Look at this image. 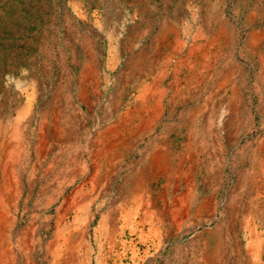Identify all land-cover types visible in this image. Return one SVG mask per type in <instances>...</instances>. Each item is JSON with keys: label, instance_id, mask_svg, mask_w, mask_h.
I'll list each match as a JSON object with an SVG mask.
<instances>
[{"label": "rangeland", "instance_id": "1", "mask_svg": "<svg viewBox=\"0 0 264 264\" xmlns=\"http://www.w3.org/2000/svg\"><path fill=\"white\" fill-rule=\"evenodd\" d=\"M120 121L126 129L114 130ZM0 130L16 263H26L17 248L27 239L34 264H55L66 245H57L55 210L80 189L91 197L95 235L157 152L167 153L172 172L158 171L150 184L164 231L159 259L148 264H205L217 243L212 264H264V0H0ZM89 164L97 178L84 186ZM63 170L76 178L60 191L55 177ZM150 233L146 223L152 248ZM100 241L117 258L108 236Z\"/></svg>", "mask_w": 264, "mask_h": 264}, {"label": "bare ground", "instance_id": "2", "mask_svg": "<svg viewBox=\"0 0 264 264\" xmlns=\"http://www.w3.org/2000/svg\"><path fill=\"white\" fill-rule=\"evenodd\" d=\"M171 32V31H170ZM173 32V31H172ZM215 36V35H214ZM217 36V34H216ZM163 39V38H162ZM160 40V39H159ZM213 41V40H212ZM199 42V41H198ZM218 42V41H217ZM160 44V43H159ZM180 44V43H179ZM202 44V43H201ZM219 45V44H218ZM197 46V45H196ZM203 46V45H202ZM200 47V45H199ZM205 47V45H204ZM182 48V47H181ZM194 49V48H193ZM197 49V48H196ZM195 49V50H196ZM207 49V48H206ZM204 50V49H203ZM217 50V49H216ZM181 51V50H180ZM193 51V50H192ZM205 51V50H204ZM214 51V50H213ZM195 52V51H194ZM191 53V52H190ZM205 53V52H204ZM219 53V52H218ZM221 55V54H220ZM207 56V55H206ZM212 56V55H211ZM216 56V55H215ZM204 57V56H203ZM202 59V58H201ZM218 59V58H217ZM204 60V59H203ZM141 62V61H140ZM211 62V61H210ZM216 62V61H214ZM190 64V63H189ZM210 64V63H209ZM213 64V63H212ZM211 64V65H212ZM138 65V64H137ZM216 65V64H215ZM186 66V65H185ZM199 66V65H198ZM215 67V66H214ZM195 68V67H194ZM205 69V68H204ZM181 70V69H179ZM178 71V70H177ZM194 71V70H193ZM199 71V70H198ZM216 72V71H214ZM194 73V72H193ZM199 73V72H198ZM178 75V74H177ZM188 75V74H187ZM181 76V75H179ZM191 78V77H190ZM189 78V79H190ZM199 78V77H197ZM178 79V78H177ZM176 79V80H177ZM187 80V79H186ZM199 80V79H198ZM204 80V79H203ZM201 80V81H203ZM181 81V80H180ZM222 81V80H221ZM175 83V82H174ZM190 83V82H189ZM193 83V82H192ZM195 83V82H194ZM178 84V83H177ZM188 84V83H187ZM202 84V83H201ZM224 85V83H223ZM156 86V85H155ZM177 86V85H176ZM159 87V86H158ZM183 87V86H182ZM193 87V86H192ZM157 88V87H156ZM176 88V87H175ZM190 88V87H189ZM202 88V87H201ZM217 88V87H216ZM215 88V89H216ZM221 88V87H220ZM177 89V88H176ZM186 89V88H185ZM195 89V88H194ZM198 89V88H197ZM234 89V88H233ZM157 90V89H156ZM220 90V89H219ZM222 90V89H221ZM164 92V91H163ZM188 93V92H187ZM189 95V94H188ZM196 95V94H195ZM191 96V95H190ZM194 96V95H193ZM145 98V96H143ZM182 97V96H181ZM228 97V96H227ZM138 98V97H137ZM141 98V96H140ZM139 98V99H140ZM231 98V97H229ZM145 100V99H144ZM149 100V99H148ZM147 101V100H146ZM150 102V101H149ZM154 102V101H153ZM184 102V101H183ZM132 103V102H131ZM152 103V102H151ZM162 103V102H161ZM160 103V104H161ZM118 104V103H117ZM145 104V103H144ZM157 104V103H156ZM159 104V105H160ZM141 105V104H140ZM149 105V104H148ZM114 106V105H113ZM135 106V105H134ZM155 107V106H154ZM159 107L157 106V109ZM162 109V108H161ZM115 110V108H114ZM124 111V110H123ZM138 111V110H135ZM150 111V110H149ZM185 111V110H184ZM192 111V110H191ZM200 111V110H199ZM198 111V112H199ZM189 112V111H188ZM129 113H132L129 111ZM164 113V112H163ZM190 113V112H189ZM126 114V113H125ZM140 114V113H139ZM185 114V113H183ZM188 114V113H187ZM136 115V114H135ZM192 115V114H191ZM190 115V116H191ZM229 115V114H228ZM121 116V115H119ZM137 116V115H136ZM141 116V115H140ZM161 116V115H160ZM187 116V115H186ZM110 117V116H109ZM127 118L129 116H126ZM138 117V116H137ZM143 117V116H142ZM141 117V118H142ZM188 117V116H187ZM197 117V116H196ZM26 118V117H25ZM107 118V117H105ZM115 118V117H114ZM161 118V117H160ZM159 118V119H160ZM177 118V117H176ZM209 118V117H208ZM57 119V118H56ZM122 119V118H121ZM157 119V118H156ZM172 119V118H171ZM185 119V118H184ZM188 119V118H187ZM129 120V119H128ZM167 120V119H166ZM181 120V119H180ZM111 121V120H110ZM169 121V120H168ZM194 121V120H193ZM199 121V120H198ZM201 121V120H200ZM213 121V120H212ZM227 121V120H226ZM113 122V121H112ZM145 122V121H144ZM53 123V121H52ZM104 123V122H103ZM131 123V122H130ZM185 123V122H184ZM202 123V122H201ZM213 123V122H212ZM220 123V122H219ZM106 124V123H104ZM134 124V123H133ZM172 124V123H171ZM200 124V123H199ZM218 124V123H217ZM54 125V124H53ZM113 125V124H112ZM116 125V124H115ZM126 121H120V123L114 127L115 130H123L125 128ZM151 125V124H150ZM169 125V124H168ZM196 125V123H195ZM213 125V124H212ZM219 125V124H218ZM228 125V123H227ZM132 125H130L131 127ZM144 126V125H143ZM192 126V125H191ZM199 126V125H197ZM206 126V125H204ZM203 126V128H204ZM211 126V125H210ZM22 127V126H21ZM106 127V126H105ZM108 127V126H107ZM140 127V126H139ZM166 127V126H164ZM136 128V127H135ZM138 128V127H137ZM171 128V127H170ZM174 128V127H173ZM208 128V127H207ZM219 128V127H218ZM51 129V128H50ZM126 129V128H125ZM128 129V128H127ZM152 129V128H151ZM195 129V128H194ZM63 130V129H62ZM61 130V131H62ZM141 130V129H140ZM183 130V129H182ZM225 130V129H224ZM1 131V130H0ZM51 131V130H50ZM65 131V129H64ZM171 131V130H170ZM193 131V130H192ZM204 131V130H203ZM211 131V130H210ZM209 131V132H210ZM218 131V130H217ZM221 131V130H220ZM122 132V131H121ZM144 132V131H143ZM151 132V131H150ZM189 132V130H188ZM196 132V131H195ZM65 133V132H64ZM99 133V132H98ZM133 133V132H132ZM180 133V132H179ZM192 133V132H191ZM203 133V132H202ZM213 133V131H212ZM107 134V133H106ZM149 134V133H148ZM185 134V133H184ZM205 134V133H204ZM54 135V134H52ZM56 135V134H55ZM116 135V134H115ZM137 135V134H136ZM139 135V134H138ZM189 135V134H188ZM197 135V134H196ZM214 135V134H213ZM140 136V135H139ZM160 136V135H159ZM164 136V135H163ZM198 136V135H197ZM206 136V134L204 135ZM66 137V136H65ZM76 137V136H75ZM103 137V136H102ZM121 137V136H120ZM133 137V136H132ZM54 138V137H53ZM104 138V137H103ZM134 138V137H133ZM138 138V137H137ZM165 138V137H164ZM202 138V137H201ZM213 138V137H212ZM211 138V139H212ZM161 139V136H160ZM1 140V139H0ZM43 140V139H42ZM55 140V139H53ZM108 140V139H107ZM126 140V139H125ZM191 140V139H190ZM206 140V139H205ZM214 140V139H213ZM109 141V140H108ZM117 141V140H116ZM121 141V140H120ZM222 141V140H221ZM102 142V141H101ZM100 142V143H101ZM106 142V141H104ZM103 142V144H104ZM118 142V141H117ZM202 142V141H201ZM216 142V141H215ZM43 143V142H42ZM92 143V142H91ZM90 143V144H91ZM99 143V142H98ZM124 143V142H123ZM225 143V142H224ZM44 144V143H43ZM187 144V143H186ZM185 144V145H186ZM195 144V142H194ZM204 144V143H203ZM38 145V144H37ZM101 145V144H100ZM156 145V144H155ZM169 145V143H168ZM181 145V144H180ZM27 146V144H26ZM30 146V145H29ZM87 146V145H86ZM85 146V147H86ZM91 146V145H90ZM119 146V145H118ZM124 146V144H123ZM207 146V145H206ZM8 147V146H7ZM16 146H14L15 148ZM28 147V146H27ZM41 147V146H40ZM56 147V146H55ZM60 147V146H59ZM108 147V145H107ZM122 147V145H121ZM158 147V146H157ZM208 147V146H207ZM206 147V148H207ZM214 147V146H213ZM3 148V147H2ZM21 148V147H20ZM43 148V147H42ZM80 148V147H79ZM89 148V147H88ZM99 148V147H98ZM118 148V147H116ZM186 148V147H185ZM204 148V149H206ZM222 148V147H221ZM22 149V148H21ZM66 149V148H65ZM97 149V148H96ZM124 149V148H123ZM154 149V148H153ZM164 149V148H163ZM203 149V148H202ZM214 149V148H213ZM46 150V149H45ZM83 149H80L82 151ZM127 150V149H126ZM31 151V150H30ZM37 150H34V152ZM44 151V150H43ZM76 151V150H75ZM84 151V150H83ZM95 151V150H94ZM109 150H105V154ZM114 151V150H113ZM27 152V151H25ZM153 152V151H152ZM167 152V151H166ZM2 149L0 148V156H2ZM154 153V152H153ZM157 153V152H156ZM155 153V154H156ZM35 154V153H34ZM57 154V153H56ZM68 154V153H67ZM71 154V153H70ZM81 154V153H80ZM79 154V155H80ZM91 154V153H90ZM152 154V153H151ZM153 155V158L148 162L146 166L143 168H138L137 173L135 175L134 181H133V191L132 196L129 199L123 198L122 201L120 200L118 214L112 218V215H109V217H104L99 226L95 228L93 231L95 235V239L91 237V231L92 227L95 226L96 223V214L92 210L90 203H91V197L87 195L81 194L83 190H79V192L76 194L77 196H74L71 198L65 197L63 198V202L61 203L60 207L55 210L57 212V245H60L61 241H64L66 245H63L59 247L58 250H56V260L55 264H116L114 260V256H110V252H105L103 248V245H101V238L105 235L108 236V245L113 255L116 254L115 259H118L123 264V259L128 261V264H148V262H153L155 260H158V255L160 254L162 250L161 246V225H162V216L159 214V212L156 210L154 202H153V193L150 190V184L152 180L154 179L156 173L160 170L165 171L166 173H171V167L168 163L169 156L167 153L163 154H157ZM223 154V153H222ZM38 155V154H37ZM43 155V154H42ZM78 155V154H77ZM82 155V154H81ZM85 155V154H84ZM108 155V154H107ZM118 155V154H117ZM186 155V154H185ZM188 155V154H187ZM186 155V156H187ZM29 156V155H28ZM44 156V155H43ZM52 156V155H51ZM57 156V155H56ZM62 156V155H61ZM72 156V155H70ZM75 156V155H74ZM101 156V153L97 152L92 156V161L96 160ZM124 156V155H123ZM150 157V155H148ZM173 157V155H171ZM211 156V155H209ZM220 156V155H219ZM34 157V156H33ZM49 157V156H48ZM110 157V155H109ZM145 157V156H143ZM142 157V158H143ZM175 157V156H174ZM179 157V156H178ZM188 157V156H187ZM204 157V156H203ZM216 157V156H215ZM218 157V156H217ZM44 158V157H43ZM63 158V157H62ZM119 158V157H118ZM182 158V157H181ZM219 158V157H218ZM222 158V157H221ZM1 159V158H0ZM34 159V158H33ZM71 159V158H70ZM193 159V158H192ZM206 159V158H205ZM208 159V158H207ZM215 159V158H214ZM3 160V159H1ZM41 160V159H40ZM48 160V159H47ZM80 160V159H79ZM87 160V158H86ZM115 160V159H114ZM117 160V159H116ZM119 160V159H118ZM144 160V159H143ZM142 160V161H143ZM198 160V159H197ZM211 160V159H210ZM220 160V159H219ZM218 160V161H219ZM223 160V159H221ZM13 161V160H11ZM54 161V160H52ZM91 161V160H90ZM225 161V160H224ZM24 162V161H23ZM26 162V161H25ZM58 162V161H57ZM73 162V161H72ZM76 162V161H75ZM113 162V161H112ZM115 162V161H114ZM215 162V161H214ZM7 163V162H6ZM40 163V162H39ZM220 163V161H219ZM25 164V163H24ZM31 164V163H30ZM47 164V163H46ZM66 165L68 163H65ZM76 164V163H75ZM189 164V162H188ZM212 164V163H211ZM53 165V164H52ZM87 165V163H86ZM94 164H89V167H86L84 170V174L86 173V179L83 181L82 185H86L88 181L90 182L93 179L97 178V170L94 166ZM193 165V164H192ZM222 165V164H221ZM28 166V165H27ZM71 166V165H70ZM138 166V165H137ZM258 166V165H257ZM8 167V166H7ZM48 167V166H47ZM46 167V168H47ZM58 167V166H56ZM109 167V166H108ZM204 167V165H203ZM26 168V167H25ZM30 168V167H29ZM54 168V167H53ZM63 167H61L62 169ZM74 168V166H73ZM15 169V168H14ZM77 169V168H76ZM137 169V168H136ZM211 169V168H210ZM9 170V169H7ZM5 168L4 170L1 168L0 163V174L2 171H7ZM35 170V169H34ZM38 170V169H36ZM79 170V169H78ZM193 170V169H192ZM202 170V169H201ZM224 170V169H223ZM199 171V170H198ZM208 171V170H207ZM8 172V171H7ZM17 172V171H16ZM26 172V169H25ZM39 172V171H38ZM47 172V171H46ZM201 172V171H200ZM204 172V171H203ZM210 172V171H209ZM212 172V171H211ZM45 173V172H44ZM61 173V174H60ZM58 175L55 177V183L58 189L60 191H63V189L66 187L67 184L74 183L75 176L73 174L66 175L64 173V170L61 171ZM77 173V172H76ZM123 173V172H122ZM7 174V173H6ZM49 174V173H48ZM164 174V172H163ZM212 174V173H211ZM219 174V173H218ZM260 174V173H259ZM3 175V174H2ZM31 175V174H30ZM40 175V174H39ZM78 175V174H77ZM167 175V174H166ZM244 175V174H243ZM14 176V175H13ZM25 176V175H24ZM33 176V175H32ZM84 176V175H83ZM247 176V175H246ZM7 177V175H6ZM44 177V176H43ZM110 177V176H109ZM223 177V176H222ZM13 178V177H12ZM15 178V176H14ZM41 178V177H40ZM205 178V177H204ZM248 178V177H247ZM250 178V177H249ZM20 179V178H19ZM24 179V178H23ZM127 179V178H126ZM178 179V178H177ZM222 179V178H221ZM245 179V178H244ZM21 180V179H20ZM52 180V179H51ZM54 180V179H53ZM114 180V179H113ZM124 180V179H123ZM211 180V179H210ZM220 180V179H219ZM12 181V180H11ZM15 181V180H14ZM112 181V180H111ZM155 181V180H154ZM245 181V180H244ZM6 182V181H5ZM9 182V181H8ZM18 182V181H17ZM15 182V183H17ZM40 182V181H39ZM126 182V181H125ZM156 182V181H155ZM192 182V181H191ZM194 182V180H193ZM217 182V181H216ZM243 182V181H242ZM38 183V182H37ZM41 183V182H40ZM54 183V184H55ZM101 183V182H100ZM103 183V182H102ZM161 183V182H160ZM246 183V182H245ZM49 184V183H48ZM99 184V183H98ZM168 184V183H167ZM180 184V183H179ZM188 184V183H187ZM239 184V183H238ZM249 184V183H248ZM5 185V184H4ZM111 185V184H110ZM128 185V184H127ZM186 185V184H185ZM194 185V184H193ZM2 186V185H1ZM22 186V185H21ZM26 186V185H25ZM87 186V185H86ZM107 186V185H106ZM180 186V185H179ZM223 186V185H221ZM240 186V185H239ZM244 186V185H243ZM247 186V185H246ZM43 187V186H41ZM80 187V186H79ZM101 187V186H100ZM111 187V186H110ZM169 187V186H168ZM183 187V186H182ZM50 188V187H49ZM53 188V187H52ZM69 188V187H68ZM81 188V187H80ZM156 188V187H155ZM170 188V187H169ZM244 188V187H243ZM77 189V188H76ZM107 189V188H106ZM166 189V188H165ZM164 189V190H165ZM184 189V188H183ZM194 189V188H193ZM14 190V189H13ZM18 192V187H16L15 191ZM102 190V188H101ZM153 190V189H152ZM188 190V189H186ZM208 190V189H207ZM13 191V192H15ZM39 191V190H38ZM77 191V190H76ZM194 191V190H193ZM21 192V191H20ZM104 192V191H103ZM106 192V191H105ZM171 192V191H170ZM187 192V191H186ZM218 192V191H217ZM43 193V192H42ZM50 193V192H49ZM102 193V192H101ZM110 193V192H109ZM175 193V192H174ZM182 193V192H181ZM191 193V192H190ZM205 193V192H204ZM222 193V191H221ZM20 194V193H19ZM59 194V193H58ZM62 194V192H60ZM66 194V193H65ZM99 194V193H98ZM107 194V193H106ZM119 194V193H118ZM18 195V194H17ZM32 195V194H31ZM29 195V196H31ZM43 195V194H42ZM50 195V194H48ZM63 195V194H62ZM71 195V194H70ZM96 195V194H95ZM176 195V194H175ZM185 195V194H183ZM195 195V194H194ZM112 196V195H111ZM174 196V195H173ZM178 196V195H177ZM234 196V195H233ZM10 197V196H9ZM12 197V196H11ZM20 197V196H19ZM99 197V196H98ZM123 197V196H122ZM169 197V196H168ZM172 197V196H171ZM181 197V196H180ZM207 197V196H206ZM46 198V197H45ZM166 198V197H165ZM170 198V197H169ZM190 198V197H189ZM200 198V197H199ZM216 198V197H214ZM94 199V196H93ZM103 199V198H102ZM173 199V198H172ZM179 199V198H178ZM203 199V198H202ZM13 200V199H12ZM18 200V199H17ZM49 200V199H48ZM108 200V198H107ZM106 200V202H107ZM117 200V199H116ZM168 200V199H167ZM189 200V199H188ZM193 200V199H191ZM198 200V199H197ZM204 200V199H203ZM206 200V199H205ZM236 200V199H235ZM54 201V200H53ZM101 201V200H100ZM104 201V199H103ZM157 201V200H156ZM212 201V200H211ZM223 201V200H222ZM239 201V200H238ZM11 202V201H10ZM24 202V201H23ZM118 202V201H117ZM191 202V201H190ZM209 202V201H208ZM215 202V201H214ZM237 202V201H236ZM240 202V201H239ZM114 203V201H113ZM157 203V202H156ZM174 203V202H173ZM238 203V202H237ZM25 204V203H24ZM57 204V203H56ZM170 204V203H169ZM175 204V203H174ZM194 204V203H193ZM213 204V202H212ZM226 204V203H225ZM234 204V203H233ZM239 204V203H238ZM20 205V204H19ZM48 205V204H47ZM99 205V204H98ZM108 205V204H107ZM171 205V204H170ZM196 205V204H195ZM223 205V204H222ZM7 206V198L5 195L4 189L0 187V264H34L32 259L29 256V249H28V242L26 243L27 239L24 240L22 243L18 244L19 254L26 259V263H16V256L17 254L14 253L12 242H11V236H12V230L14 226V219L12 217H9L8 212L6 210ZM50 206V205H49ZM59 206V205H58ZM94 206V205H93ZM20 207V206H19ZM44 207V206H43ZM188 207V206H187ZM202 207L207 209L209 212L212 209V216H214V209L212 208L211 204L203 202ZM207 207V208H206ZM211 207V208H210ZM218 207V206H217ZM235 207V206H234ZM46 208V207H45ZM57 208V207H56ZM55 208V209H56ZM99 208V207H98ZM104 208V207H103ZM179 208V207H178ZM190 208V206H189ZM216 208V207H215ZM111 209V208H110ZM236 209V208H235ZM34 210V209H33ZM100 210V209H99ZM194 210V209H193ZM217 210V209H216ZM228 210V209H227ZM239 210V209H238ZM14 211V210H13ZM38 211V210H37ZM102 211V210H101ZM224 211V210H223ZM222 211V212H223ZM25 212V211H24ZM27 212V211H26ZM172 212V211H171ZM211 212V211H210ZM12 213V212H11ZM15 213V212H14ZM44 213V212H43ZM52 213V212H51ZM110 213V212H109ZM207 213V212H206ZM23 214V213H22ZM167 214V213H166ZM176 214V213H175ZM182 214V213H181ZM219 214V213H218ZM222 214V213H221ZM19 215V214H18ZM42 215V214H41ZM108 215V214H107ZM22 216V215H21ZM28 216V215H27ZM71 216L69 219L68 217ZM99 216V215H98ZM174 216V215H172ZM184 216V215H183ZM188 216V215H187ZM252 216V215H251ZM23 217V216H22ZM29 217V216H28ZM100 217V216H99ZM185 217V216H184ZM46 218V217H45ZM198 218V217H197ZM213 218V217H212ZM18 219V218H17ZM113 219V221H111ZM166 219V218H165ZM164 219V220H165ZM190 219V218H189ZM219 219V218H218ZM224 219V217H223ZM16 220V219H15ZM26 220V219H25ZM28 220V219H27ZM33 220V218H32ZM201 223H208L211 220L208 219V216L205 214L200 219ZM41 221V218H40ZM99 221V220H98ZM117 221V222H115ZM173 221V220H172ZM189 221V220H188ZM17 222V221H16ZM187 222V221H186ZM218 222V221H217ZM230 222V221H229ZM248 222V221H247ZM252 222V221H251ZM146 223L151 224V233L150 237L152 236L155 240H157V244H154L152 248L146 243V235H145V225ZM199 223V222H198ZM97 224V223H96ZM166 224V223H165ZM190 224V223H189ZM233 224V223H231ZM245 224V223H244ZM243 224V225H244ZM45 225V224H44ZM224 225V223H223ZM250 225V224H249ZM252 225V223H251ZM35 226V225H34ZM183 226V225H182ZM189 226V225H188ZM26 227V226H25ZM47 227V226H46ZM50 227V225H49ZM190 227V226H189ZM192 227V226H191ZM234 227V225H233ZM238 227V226H237ZM22 228V227H21ZM29 228V227H28ZM32 228V227H31ZM163 228V227H162ZM168 228V227H167ZM229 228V227H228ZM242 228V227H241ZM238 229V228H237ZM254 229V228H253ZM53 230V228H52ZM188 230V229H187ZM249 230V229H247ZM28 231V230H27ZM39 231V230H38ZM229 231V230H228ZM227 232V231H226ZM235 232V231H234ZM34 233V232H33ZM53 233V232H52ZM93 233V234H94ZM258 233V232H257ZM264 233V232H262ZM17 234V231H16ZM26 234V233H25ZM54 234V233H53ZM225 234V233H224ZM15 235V234H14ZM30 235V233H29ZM41 235V234H40ZM50 235V234H49ZM164 235V234H163ZM200 235V234H199ZM148 236V237H149ZM214 237L215 240L219 234L211 235ZM252 236V235H251ZM171 237V236H169ZM19 238V237H17ZM21 238V237H20ZM37 238V236H36ZM39 238V237H38ZM43 238V237H42ZM185 238V237H184ZM32 239V238H31ZM149 239V238H148ZM195 239V238H194ZM237 239V238H236ZM154 240V241H155ZM172 240V239H170ZM190 240V239H189ZM201 240V239H200ZM261 240V239H260ZM41 241V240H40ZM228 241V240H227ZM264 241V240H263ZM56 242V241H55ZM54 242V243H55ZM153 242V241H152ZM156 242V241H155ZM167 242V241H166ZM262 242V241H261ZM53 243V244H54ZM63 243V242H62ZM231 243V242H230ZM250 243V242H249ZM14 244V242H13ZM37 244V243H36ZM167 244V243H166ZM177 244V243H176ZM191 244V243H190ZM226 244V243H225ZM260 241H254L252 245L256 247L255 257L254 260H258L259 254H260ZM263 244V243H262ZM52 245V243H51ZM56 245V244H55ZM58 245V246H59ZM152 245V244H151ZM178 245V244H177ZM176 245V246H177ZM182 245V244H181ZM193 245V244H192ZM218 243L216 246V249L211 248L206 254L203 255L202 259L205 264H212V258L217 251H219ZM173 246V245H172ZM190 246V245H188ZM195 246V245H194ZM234 246V245H233ZM96 247L99 249V253H96ZM205 247V246H204ZM228 247V246H227ZM237 247V246H236ZM264 247V246H263ZM16 248V246H15ZM14 248V249H15ZM39 248V247H38ZM50 248V247H49ZM107 248V249H108ZM173 248V247H172ZM177 248V247H176ZM175 248V249H176ZM53 249V248H52ZM52 249H50L52 251ZM106 249V250H107ZM118 249V250H117ZM180 249V248H179ZM227 249V248H226ZM234 249V248H233ZM264 249V248H263ZM115 250V251H114ZM183 250V249H181ZM222 250V249H221ZM235 250V249H234ZM197 251V250H196ZM223 251V250H222ZM237 251V250H236ZM165 252V251H164ZM190 252V251H189ZM250 252V251H249ZM252 252V251H251ZM17 253V252H16ZM168 253V251H167ZM174 253V252H173ZM188 253V252H187ZM219 253V252H218ZM225 253V252H224ZM223 253V254H224ZM228 254V252H227ZM252 254V253H251ZM34 255V252H33ZM47 255V254H46ZM96 255V256H95ZM165 255V254H164ZM186 255V254H185ZM245 255V253H244ZM21 256V257H22ZM39 256V255H38ZM226 256V255H225ZM252 256V255H251ZM33 257V256H31ZM160 257V256H159ZM178 257V256H177ZM194 257V256H193ZM214 257V256H213ZM218 257V256H217ZM19 258V257H18ZM185 258V257H184ZM264 258V257H262ZM48 259V258H47ZM192 259V258H191ZM222 259V258H221ZM226 259V258H225ZM252 259V260H253ZM261 259V258H260ZM20 260V259H19ZM49 260V259H48ZM124 260V261H125ZM223 260V259H222ZM248 260V259H247ZM251 260V259H250ZM253 260V261H254ZM181 261V260H180ZM194 261V260H193ZM218 261V260H217ZM236 261V260H235ZM238 261V260H237ZM252 261V262H253ZM19 262V261H18ZM47 262V261H46ZM179 262V261H178ZM202 262V261H201ZM259 262V261H258ZM45 263V262H44ZM222 263V262H220ZM255 263V262H254ZM253 263V264H254ZM54 264V263H53ZM175 264V263H173ZM182 264V263H181ZM185 264V263H184ZM216 264V263H215Z\"/></svg>", "mask_w": 264, "mask_h": 264}]
</instances>
